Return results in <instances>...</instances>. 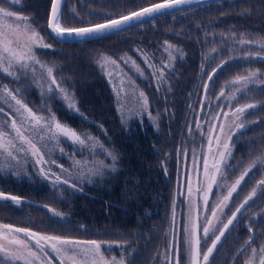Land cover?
<instances>
[{"label":"rangeland","instance_id":"rangeland-1","mask_svg":"<svg viewBox=\"0 0 264 264\" xmlns=\"http://www.w3.org/2000/svg\"><path fill=\"white\" fill-rule=\"evenodd\" d=\"M50 3L51 0H18V2L0 0V7L15 13V16L0 21V31L7 33L8 39H16L19 36L23 40L26 35L34 32L41 38L38 42L40 45H51V48L33 45L32 56H26L19 62L11 58H4L0 62V109H2L0 111V186L9 179L14 180L12 183L16 185L21 184V181H33L32 185L38 192L37 195L33 193L35 198L30 205L20 203L17 206L9 201L13 207L23 208L24 217L29 219V226L35 228L31 232L79 241L97 240L101 243L100 252L103 261L77 250V264H93L94 260L96 264H169L170 255L166 254L169 253V245H171L175 193H177V204L172 244L176 255H172L170 264H175L177 256L182 258V264H192V249L185 232L186 228L191 227L190 208L191 218L197 224L196 236L200 238V264L203 263V253L212 245L216 234L223 228L226 215L235 211L246 200L248 203L244 204L243 208L249 211L242 214L244 216L248 214L250 220L244 225L250 226L254 232L256 225L251 219V210L264 207V184H261V181H264V143L261 140L264 138L258 136L256 131L253 132V129L261 123L260 120L264 121V61L250 57L257 54L264 56V37L258 35L239 37L237 34L221 32L208 34L210 40H205L207 49L202 56L196 104L190 108L191 114L186 119V123L185 121L183 123V131L179 133V135L184 133L180 142L182 148L178 154L176 153L179 170L174 174L171 168L169 171L164 167L165 177L173 189L169 194L167 212L166 214L163 212L164 220H161L162 223L156 226V231L151 233H135L130 229L126 233L111 230L110 234H105V231L98 230L97 227L76 223L73 201L77 194H81L84 186L100 179L106 172L113 171L116 159L113 151L103 145L96 135L74 129L58 117L63 112L79 117L81 115L75 93L68 86L67 79L60 75L63 65L51 57L45 58V54H42V51L58 50L51 42L46 29ZM153 3L156 2L148 5ZM46 6L47 14L44 15V24H42L38 12H45ZM69 10L72 18L83 16L75 5L70 6ZM60 17L59 23H61ZM5 24L10 25L11 30L5 27ZM112 42L115 41H110L106 43L107 45L96 44L92 61L110 86L120 123L124 127L146 121L156 125L151 113L156 107H153L151 102L156 96L167 100L175 95V92L169 88V79L175 72L176 61L182 59L184 53L182 54L176 45L169 42L158 44L154 52L138 47L123 50L120 49L123 46L118 48L117 45L114 46L113 52ZM4 56L5 54L0 52V57ZM230 62L242 63L238 71L226 74L222 78L218 77L219 72H216L213 80L218 77V87L211 86L213 80L209 82L208 75H211L213 69H217L219 65ZM49 68L52 69L51 76L48 74ZM53 79L56 81L55 84L52 83ZM205 83L209 84L207 91L203 87ZM170 91L172 95L167 96V92ZM141 93L144 94L143 97ZM145 98L148 101L147 105L144 103ZM17 100L21 103L17 104ZM190 100L191 97H188L187 101ZM248 105L256 107L249 108ZM26 109H30L38 120H33ZM237 109L244 111L237 112ZM258 113L262 115L260 120L257 117ZM170 115L167 113L166 116ZM13 120L17 127L21 128L26 140L31 141L39 149L44 164H35L36 158L31 155L28 143L21 141L12 128ZM209 121L212 123L210 124ZM56 123L74 131L84 143L64 137L55 128ZM213 124L216 127L212 133H209L208 128ZM221 124L225 125V131L231 135V139L226 141L229 144L230 155H226L224 162L221 163L222 174H217V183L208 194V204L205 206L203 189L207 186V178L204 174V160L208 159L210 170L211 165L219 160L218 153L223 149L222 146H217L215 137L220 135ZM247 129L249 133L242 135ZM210 135L213 137L211 151L208 139ZM220 138L224 140L223 135H220ZM234 139L235 142L232 143ZM256 139L258 142H255ZM237 144L238 148H236ZM242 175L244 179L240 180ZM56 176H60L61 182L54 183ZM64 179H68L71 184L76 185V188L63 184ZM237 180H240V183L236 185V192L228 200L224 212H217L220 219H214L211 214L213 206L228 194ZM0 191L2 192V189ZM45 205L47 207H44ZM48 209L59 212L64 219L53 217ZM207 220H212V224L208 225L210 231L207 239H204L203 227L207 224ZM4 224L6 223L0 222V225ZM232 228L233 226L228 231ZM129 235H133L134 238L129 239ZM17 237L24 239L31 250L38 251L34 240L24 237L23 234L0 228V244L8 245L9 253L17 250L16 246L8 243L9 240ZM240 240L237 243L241 242ZM252 240V244L246 248L243 256L248 257L250 264H257V261L262 259L260 256L264 255V243H256L257 240L253 238ZM107 245L111 247H106ZM152 245L154 247L150 248ZM138 247L144 250L140 256L137 253ZM219 247L220 244L216 250L214 249L215 251L213 250L209 260L216 257ZM20 251L26 252L27 249ZM46 252L51 264H62L61 259L50 248H46ZM0 264H26V262L24 259L12 260L0 254ZM35 264L42 262L36 261ZM63 264H72V261L65 257Z\"/></svg>","mask_w":264,"mask_h":264},{"label":"trees","instance_id":"trees-1","mask_svg":"<svg viewBox=\"0 0 264 264\" xmlns=\"http://www.w3.org/2000/svg\"><path fill=\"white\" fill-rule=\"evenodd\" d=\"M158 1L162 0H66L60 15V24L63 27L87 26L120 17L117 15L128 14L144 7L143 5ZM74 5L83 13L81 18L71 17L69 8ZM44 11L38 12L42 24L44 15L47 14V6ZM39 29L44 31L40 27ZM218 32L237 34L239 37H264V0L209 3L156 18L154 22L142 23L127 32L88 42L60 43L49 35L58 50L42 51V54H45V58L51 57L63 65L60 75L67 79L68 86L75 93L81 115L79 117L63 112L58 116L59 119L74 129L96 135L103 145L113 151L116 159L113 171L106 172L100 179L84 186L81 194L74 197L76 223L97 227L98 230L105 231V234H110L111 230L126 233L130 229L135 233H151L162 223L163 212H167L169 194L173 191L165 177L164 167L169 171L171 168L174 174L179 170L176 153L180 152L181 137H184V133L183 136L179 133L183 131V123H186L191 114L190 108L196 104L202 56L207 49L205 40H210L208 34ZM110 41H115L111 43L112 51L117 45L118 48L123 46L120 47L123 50L138 47L154 52L158 44L169 42L184 53L182 59L176 61L175 72L169 79V88L175 95L167 100L156 96L151 102L156 107L151 111L156 125L146 121L124 127L120 123L110 86L92 61L96 44L107 45ZM241 63L225 64L217 71L218 77L235 73ZM218 77L211 84L214 88L218 87ZM171 91L166 95H172ZM188 97H191L189 102ZM167 113L171 115L167 117ZM257 117L260 120L262 115L258 113ZM260 121L253 132L256 131L258 136L264 138V121ZM248 133L247 129L242 135ZM261 141L264 143L263 139ZM12 182V179L2 182V192L19 197L23 205H30L35 198L33 193L37 195L38 192L32 185L33 181H21L22 185ZM0 209V222L15 226L14 228H26L30 231L35 229L29 226V219L24 217L23 208L13 207L9 201H3L0 202ZM130 238L134 236L129 235ZM227 243L231 241L225 240L217 249L216 259L234 256L236 249L226 248ZM142 252L144 250L138 247V256ZM152 252L153 250L151 254Z\"/></svg>","mask_w":264,"mask_h":264},{"label":"snow or ice","instance_id":"snow-or-ice-1","mask_svg":"<svg viewBox=\"0 0 264 264\" xmlns=\"http://www.w3.org/2000/svg\"><path fill=\"white\" fill-rule=\"evenodd\" d=\"M18 2V0H17ZM191 0H163L161 3H153L150 6L147 7H140L138 11H131L127 15H121L118 19H105V22L103 23H95L90 26L85 27H65L62 28L59 26V17L61 15L60 8L63 4V0H51V13H50V20L48 22L49 29L52 34H54L55 37L59 38L60 40H63L65 35L68 37H72L73 35L79 40L84 41V39L88 36L93 35H113V34H119L122 31L128 30L129 28L135 26L136 24L142 23L145 20H148L150 22H154L155 18L157 16H162L164 13L170 12L176 8L182 7L184 4L190 3ZM15 16V13L8 11L7 9L0 7V21H3L4 18H10ZM19 19V18H17ZM5 27H8L11 30L10 25H6ZM15 34V33H13ZM26 35V34H25ZM40 37L36 33H32L31 35H26V38L21 40L19 36H17L16 39H8V34L0 31V52L5 54L4 57H0V62L4 58H11L16 60L17 62L23 60L26 56L31 57L32 56V46H42L45 48H51V45L49 44H43L40 45L38 42L40 41ZM19 50V51H18ZM252 59L264 61V56H261L257 54L254 57H250ZM223 64L219 65L217 69H213V74L208 75L207 79L209 82L213 80V75L219 70L223 68ZM7 71V69H5ZM49 76L52 75V69H48ZM255 75V74H253ZM52 83L55 84V79L52 80ZM204 89L207 91L209 88V84L205 83L203 85ZM11 95V93H9ZM141 97L144 96L143 93L140 94ZM13 99H15V96H13ZM17 104H20L21 102L19 100L16 101ZM145 105H147L148 101L145 98L144 100ZM219 106V105H217ZM26 107V106H25ZM247 107L253 108L256 107L255 105H248ZM29 112V115L32 117L33 120H38V117L33 115L31 113L30 109H26ZM2 111V109H0ZM237 112H242L244 109H237ZM226 115V114H225ZM211 124L212 122L209 121ZM216 125H212L208 128V132L212 133L215 129ZM12 128L15 130L16 135L19 137V139L23 142L28 143L30 149H31V155L35 157V164L36 165H42L45 163L43 156L40 155L39 149L36 147L35 144H32L31 141L26 140L25 136L23 135V132L21 128H18L16 125V122L13 120L12 122ZM55 128L63 134L64 137H68L74 141H79L81 144L84 143L83 140L80 139V137L72 130L62 127L59 123L55 124ZM219 134L223 135L224 140H221L220 135H216L215 139L217 142V146H222V151H219V160L215 161L211 165V170L209 168L208 159L205 158L204 160V174L207 178V186L204 191L203 196V202L206 206L208 204V194L212 192L213 185L217 183V174L221 173V163L224 162L225 156L230 155L229 152V144L226 142L227 140L231 139V135L229 132L225 131V125L221 124L219 125ZM209 150L211 151V144L213 137L209 136ZM11 155V153H9ZM43 172V170H42ZM246 175V173H245ZM47 178V176H46ZM244 179V175L240 177V180ZM240 180L236 181V184H234L230 190L228 191V194L224 196L219 203L213 206L211 214L212 217L216 220L220 219V216L217 215V212L220 213L224 212V209L227 207L228 200L232 197L233 193L236 192V185L240 183ZM61 182L60 176L55 177L54 183ZM63 184L69 185L73 188H76V185L71 184L68 179H64L62 181ZM261 184H264V181H261ZM189 192H191V189H189ZM255 195V193H253ZM251 199V197H249ZM3 201H12L17 206L20 205L21 200L19 197L16 196H8L5 195L3 192H0V202ZM191 204V201H189ZM248 201L246 200L244 204H247ZM244 204L240 205V207L236 208L235 211L232 212L231 218L227 219V222L223 224V228L220 230L219 235L215 236V239L212 241V245L207 248V251L203 253V261L205 264L209 261L210 257L213 254V250L217 246V242L221 240V237L225 235V231L229 229L231 225H233L234 221L237 219V214L240 213L241 209L244 207ZM44 207H47L46 205ZM52 216L55 218H58L59 220H63L64 218L61 217L59 212H56L54 209H48ZM192 212L191 208L189 210V224L191 225L190 228H186L185 232L187 233L189 240L188 243L192 249V264H200V238L196 236V229L197 224L195 220L192 218ZM173 219H175V205L173 208ZM212 224V220H207V224L203 227V238L207 239L209 234V226ZM0 228L3 230H6L8 232L17 233V234H23L24 237L34 240L35 248L38 251L31 250L30 246L24 239L21 238H13L9 240V244L12 246H16V251L9 253L8 245L0 244V254H3L5 257H8L12 260H20L24 259L26 264H35L36 261H41L42 264H51V260L48 259V253L46 252V248H50L53 253H56L57 256L61 259V262L63 264V260L65 257H67L68 260L72 261V264H77L76 260V252L77 250L82 251L85 255H91L93 257L98 258L100 261H103V256L100 252L101 249V243L97 240H86V241H79V240H73L70 238H61L59 236H44L38 233L31 232L29 229L26 228H13L10 224H4L0 225ZM251 231V229H249ZM251 240V237L249 238ZM106 247H111V245H107ZM21 249H27L26 252L20 251ZM71 253V255H69ZM166 255H176V253L173 251V246L169 245V253ZM93 264H96V261H93ZM175 264H182V258L177 256L175 260ZM260 264H264V259L260 260Z\"/></svg>","mask_w":264,"mask_h":264},{"label":"flooded vegetation","instance_id":"flooded-vegetation-1","mask_svg":"<svg viewBox=\"0 0 264 264\" xmlns=\"http://www.w3.org/2000/svg\"><path fill=\"white\" fill-rule=\"evenodd\" d=\"M248 211L249 209L248 210H246L245 208L241 209L240 213L237 214V219L234 221L233 225H231L233 226L231 231L227 230L225 235L221 238V240L219 241V243H217V246H216V248L218 247L219 244L221 246L225 242V240L231 241V243H227L226 248L228 247L231 249H236L235 255L232 257H228V258H217V259L214 258L212 260H209L207 264H250L251 263L250 261H248L249 260L248 257L243 256V254L246 248H248L249 245L252 244V241H253L252 238L254 240H257L256 243L257 242L264 243V207L253 208L251 210V213H250L251 219L256 225V230L254 232H252V229L250 226L247 227L244 225V223L250 219L248 218V214L244 216L242 213L243 212L248 213ZM231 215H232V212H229L226 215L227 219H229ZM227 219H226V222H227ZM249 229H251V231H249ZM250 237H251V240L249 239ZM246 238L248 239L246 240ZM239 240L241 242L237 243V241ZM260 257L264 259V255ZM260 257L258 258V260L260 259ZM257 262H258L257 264H260V261H257ZM203 263L205 264L204 261ZM252 264H255V263H252Z\"/></svg>","mask_w":264,"mask_h":264},{"label":"water","instance_id":"water-1","mask_svg":"<svg viewBox=\"0 0 264 264\" xmlns=\"http://www.w3.org/2000/svg\"><path fill=\"white\" fill-rule=\"evenodd\" d=\"M65 1L66 0H63V4H62V6H61V8H60V11H61V13H62V9H63V7H64V5H65ZM220 1H228V0H191V2L190 3H188V4H184L182 7H179V8H176V9H174V10H172V11H170V12H167V13H164L162 16H157L156 18H160V17H163V16H165V15H171V14H174V13H176V12H180V11H185L186 9H191V8H195V7H197V6H203V5H206V4H209V3H217V2H220ZM161 2H163V0L162 1H160V2H156V3H161ZM148 6H150V5H148ZM144 7H147V6H144ZM139 9H137V10H134V11H138ZM49 13H48V17H47V27H46V29H47V32H49V35L51 36V38L53 39V40H55V41H58V42H60V43H67V42H69V43H78V42H88V41H92V40H99V38H104V37H110V35H107V34H105V35H93V36H88V37H86L85 39H84V41H79L74 35L72 36V37H68L67 35H65V37H64V39L63 40H60L59 38H57V37H55L54 36V34H52L51 33V31H50V29H49V26H48V22H49V20H50V13H51V3H50V6H49ZM129 14V13H128ZM124 15H127V14H124ZM121 16V15H120ZM119 17H116V18H111V19H118ZM155 18V19H156ZM103 22H105V21H102V22H98V23H103ZM146 22H149L148 20H145V21H143L142 23H146ZM142 23H139V24H136L135 26H133V27H136V26H138V25H142ZM90 25H92V24H88L87 26H90ZM59 26L60 27H62V28H65V27H63V26H61V24L59 23ZM77 27H85V26H77ZM132 28V27H131ZM131 28H129V29H131ZM128 29V30H129ZM121 33V32H120ZM212 75V74H211ZM5 194V193H4ZM5 195H8V196H12L11 194H5ZM177 193H175V197H174V200H175V202H174V205H175V210H176V204H177ZM240 207V206H239ZM175 214H176V211H175ZM173 226H172V230H171V233H172V235H171V240H170V244L173 246V236H174V219H173ZM227 231V230H226ZM225 231V232H226ZM219 235V234H218ZM171 258H172V255H170V257H169V264L171 263Z\"/></svg>","mask_w":264,"mask_h":264}]
</instances>
